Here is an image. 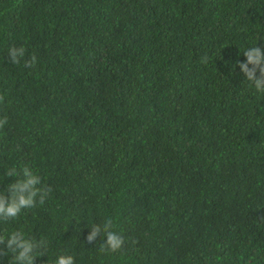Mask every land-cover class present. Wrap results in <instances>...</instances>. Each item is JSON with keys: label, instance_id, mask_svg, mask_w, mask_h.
Instances as JSON below:
<instances>
[{"label": "trees", "instance_id": "1", "mask_svg": "<svg viewBox=\"0 0 264 264\" xmlns=\"http://www.w3.org/2000/svg\"><path fill=\"white\" fill-rule=\"evenodd\" d=\"M254 46L264 0H0V191L24 166L49 190L0 234L45 240L35 264H264Z\"/></svg>", "mask_w": 264, "mask_h": 264}, {"label": "clouds", "instance_id": "2", "mask_svg": "<svg viewBox=\"0 0 264 264\" xmlns=\"http://www.w3.org/2000/svg\"><path fill=\"white\" fill-rule=\"evenodd\" d=\"M26 49L21 47H11L9 49V58L13 64H19L23 60L24 66L32 68L37 62V57L32 55L30 59H25ZM246 57L245 61L237 60L240 70L244 73L247 81H249L259 93H264V50L261 47L254 46L243 52ZM257 71L259 75H257ZM5 101V97L0 95V104ZM7 123V119L0 118V128ZM5 176L16 177V179L7 185L9 195L5 196L4 191H0V220L8 221L18 217L22 210L33 207L39 198L41 204L44 203L48 195V191L38 185L41 184L40 176L33 173L28 167L22 169L12 167L6 170ZM113 220L106 219L104 222V230L106 233V241L101 246L104 250L105 246L111 252L119 251L124 245V237L116 231L109 230L113 228ZM100 232L99 226H94L86 239L89 243L94 241ZM6 247L0 248V257L8 256V264H35L38 256L44 255L42 250L47 247L45 240L36 241L27 238L22 231L12 232L10 235L0 234V245ZM39 253V254H38ZM55 264H75L74 257L71 255H60L57 257Z\"/></svg>", "mask_w": 264, "mask_h": 264}]
</instances>
